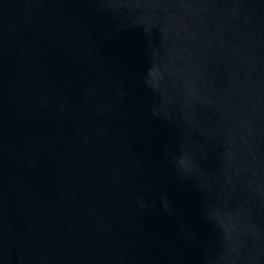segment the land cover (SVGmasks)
<instances>
[{
    "label": "water",
    "instance_id": "water-1",
    "mask_svg": "<svg viewBox=\"0 0 264 264\" xmlns=\"http://www.w3.org/2000/svg\"><path fill=\"white\" fill-rule=\"evenodd\" d=\"M0 264H264V0H0Z\"/></svg>",
    "mask_w": 264,
    "mask_h": 264
}]
</instances>
